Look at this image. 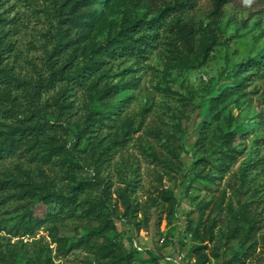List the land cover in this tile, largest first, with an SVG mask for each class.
Listing matches in <instances>:
<instances>
[{"label":"rangeland","instance_id":"1","mask_svg":"<svg viewBox=\"0 0 264 264\" xmlns=\"http://www.w3.org/2000/svg\"><path fill=\"white\" fill-rule=\"evenodd\" d=\"M63 1L0 0V16L7 20L0 26L5 34L2 46L9 47L2 54V65L21 77L47 72L46 53L53 45L56 13ZM145 9L146 3L137 0L102 2L98 10L105 22L94 40L104 38L109 22L116 29L124 15L138 16ZM209 9V0H199L200 18L205 20ZM216 26L217 43L205 61L176 63L165 57L160 45L144 59L108 61L91 78L95 87H73L68 95L72 114L64 123L71 129L67 139L73 137L74 122L88 110L103 116L93 133L97 136L93 149L89 151L87 139L82 142L89 153L86 159L67 169L43 165L40 173L35 163L6 157L0 160V181L47 179L50 189L65 193L75 182L97 177L108 185L118 215L124 212L118 191L125 190L132 206L145 209L159 190H167L178 200L171 221L166 219L163 202L149 208L148 224L140 230L127 224L126 218L114 219L115 239L138 254L133 264H155L149 256H156L158 264H190L188 249L198 241L184 232L189 220L193 226L214 224L220 255L211 259L218 264L241 253H249L243 264H264V10H240L228 4ZM249 58L258 60V65L237 73L240 62ZM240 79L242 90L220 104L217 112H209L210 98ZM114 84L125 85L112 98L100 97L96 91ZM53 95L45 94L42 102L50 104ZM204 119L207 128L202 140ZM228 131L236 132L232 146L237 153L224 166L216 148ZM198 158L203 161L192 167ZM18 190L0 192V264H95L91 254L69 247L95 227V221L72 216L22 235L19 219L36 204L37 195L18 199L12 196ZM99 190L100 185H94L89 192L95 197ZM135 218L141 220L143 213L130 219ZM243 218L255 220L258 226L248 240L242 233ZM234 226L238 232H233Z\"/></svg>","mask_w":264,"mask_h":264},{"label":"trees","instance_id":"2","mask_svg":"<svg viewBox=\"0 0 264 264\" xmlns=\"http://www.w3.org/2000/svg\"><path fill=\"white\" fill-rule=\"evenodd\" d=\"M104 1L108 0H64L60 4L56 13L55 34L51 36L53 45L45 58L47 72L38 73L34 78L21 77L7 65H2V54L9 51V47L2 46L5 34L0 32V160L16 156L28 163H35L40 173L43 165L60 166L61 169L76 167L78 161L85 160L89 154L86 144L82 145L83 140L87 139V143H90L89 151L95 146L97 136L93 133L103 123V116L99 117L98 112L88 110L74 122L73 137L67 139L71 129L64 123L72 114V103L68 101V95L73 87L89 84L95 87L96 83L91 78L108 61L120 57L144 59L156 45L162 47L167 59L176 63H192L199 58L205 61L217 43L216 25L226 5H234L240 10H264V0H209L210 9L203 20L198 15L199 0H137L146 3L145 11L138 16L124 15L116 29L109 22V30L104 38L96 42L93 35L98 33L105 22L102 12L98 10ZM149 14L152 16L149 17ZM6 21L0 16V26ZM253 65H258V60L246 59L238 65L237 73L247 71ZM122 85L125 84L110 85L101 90L96 87V91L100 97L112 98ZM243 86L240 79L232 86L221 89L210 98L209 112H217L218 106L238 94ZM49 92L55 93L50 104L46 100L42 102L43 96ZM202 122L203 125L205 119ZM206 128L207 125L202 126V140L206 137ZM236 139L235 131L220 136L216 149L219 148V160L224 166L236 157L237 150L232 146ZM201 161L202 158H198L192 161L191 166ZM24 183L29 186L21 188ZM94 185H100V190L97 196L92 197L89 191ZM49 186L47 179L36 183L32 179L20 182L12 177L0 181V192L10 188L15 191L19 189L12 196L29 200L37 195L36 204L24 211L19 219L18 229L22 235L31 234L38 227L62 222L72 216L95 221V227L69 245L91 254L95 264H133L138 255L124 241L115 239L116 217L126 218L127 224L140 230L148 224L150 207L165 203L166 219L171 221L178 204L170 191L159 190L149 208H137L131 205L127 192L121 190L117 195L124 206V212L118 215L115 204L110 200L108 185L103 179L96 177L79 180L65 193L50 189ZM140 211L143 213L141 220L130 219ZM243 220H246V229L242 233L248 240L256 233L258 226L255 220ZM213 226H193L190 220L186 223L184 232L190 233L198 241L188 249L192 259L190 264H204L211 258L219 257L220 248L215 244ZM233 232H238L236 226ZM109 233L114 237L108 238ZM131 238L132 234L127 241ZM254 243L249 247H253ZM248 254H234L220 264H243ZM148 260L158 264L156 256H149Z\"/></svg>","mask_w":264,"mask_h":264},{"label":"built area","instance_id":"3","mask_svg":"<svg viewBox=\"0 0 264 264\" xmlns=\"http://www.w3.org/2000/svg\"><path fill=\"white\" fill-rule=\"evenodd\" d=\"M161 241H163V238H161ZM204 264H218V263H217L216 260H214V259H209V260L206 261Z\"/></svg>","mask_w":264,"mask_h":264}]
</instances>
